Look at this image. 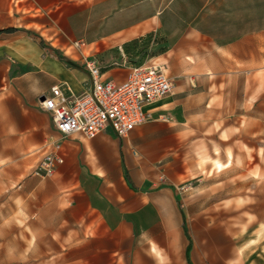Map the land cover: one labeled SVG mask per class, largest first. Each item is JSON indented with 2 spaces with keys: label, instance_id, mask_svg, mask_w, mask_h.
I'll list each match as a JSON object with an SVG mask.
<instances>
[{
  "label": "crops",
  "instance_id": "1",
  "mask_svg": "<svg viewBox=\"0 0 264 264\" xmlns=\"http://www.w3.org/2000/svg\"><path fill=\"white\" fill-rule=\"evenodd\" d=\"M7 29L0 158L30 170L18 191L33 227L59 235V251L69 252L59 264H191L179 196L167 184L188 178V145L203 123H225L240 108L257 120L264 0H0ZM145 38L153 53L137 64ZM87 59L118 83L132 66H158L174 88L127 138L111 129L62 137L40 101L56 86L66 96L85 92ZM52 142L64 163L50 178L33 176Z\"/></svg>",
  "mask_w": 264,
  "mask_h": 264
},
{
  "label": "rangeland",
  "instance_id": "2",
  "mask_svg": "<svg viewBox=\"0 0 264 264\" xmlns=\"http://www.w3.org/2000/svg\"><path fill=\"white\" fill-rule=\"evenodd\" d=\"M144 44L137 64L153 53L152 40ZM258 103L257 120L240 108L225 123H203L188 145V178L167 184L179 196L191 264H264V75ZM13 166L0 158V264H59L69 252L59 251V235L33 227L18 191L30 170Z\"/></svg>",
  "mask_w": 264,
  "mask_h": 264
},
{
  "label": "built area",
  "instance_id": "3",
  "mask_svg": "<svg viewBox=\"0 0 264 264\" xmlns=\"http://www.w3.org/2000/svg\"><path fill=\"white\" fill-rule=\"evenodd\" d=\"M75 45L80 47L83 43ZM85 65L91 79L85 92L66 96L56 86L40 101L62 137L81 134L94 139L111 129L118 137L127 138L150 119L146 107L169 95L174 88L173 81L158 66H132L127 79L118 83L102 79V68L96 60L87 59ZM50 148L33 169V176L50 178L64 163L62 144L52 142Z\"/></svg>",
  "mask_w": 264,
  "mask_h": 264
},
{
  "label": "trees",
  "instance_id": "4",
  "mask_svg": "<svg viewBox=\"0 0 264 264\" xmlns=\"http://www.w3.org/2000/svg\"><path fill=\"white\" fill-rule=\"evenodd\" d=\"M13 31H14V29L0 30V35L2 33H9V32H13Z\"/></svg>",
  "mask_w": 264,
  "mask_h": 264
}]
</instances>
